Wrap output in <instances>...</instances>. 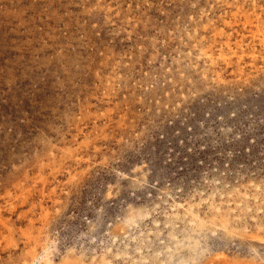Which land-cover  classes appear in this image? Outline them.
I'll list each match as a JSON object with an SVG mask.
<instances>
[{"label":"rangeland","instance_id":"obj_1","mask_svg":"<svg viewBox=\"0 0 264 264\" xmlns=\"http://www.w3.org/2000/svg\"><path fill=\"white\" fill-rule=\"evenodd\" d=\"M58 1L0 91L48 264H264V0Z\"/></svg>","mask_w":264,"mask_h":264},{"label":"bare ground","instance_id":"obj_2","mask_svg":"<svg viewBox=\"0 0 264 264\" xmlns=\"http://www.w3.org/2000/svg\"><path fill=\"white\" fill-rule=\"evenodd\" d=\"M54 3H55L54 0H0V91L3 89L2 88L3 85L5 84L9 85L14 81L13 71H14L15 63L19 60L20 56H22L25 50V46H27L30 42L29 40L26 39V37L30 36L32 38L33 36H35L36 33L43 32V28L37 25V14H38V18L41 20L42 26H44L46 29L51 27L50 23L42 20V15L40 11L43 9V6L45 7L53 6ZM58 4L60 8H62L63 0H59ZM57 8L59 7L57 6ZM61 19H62V16H60V20ZM60 54H61V51H60ZM135 55H137V53ZM7 127L9 126L4 125L3 122L0 121V139L2 138L1 136L3 135L7 139L10 138L14 134L15 130H17V125L13 123H11V126H10L12 131H8ZM23 139L24 138L22 137L21 140ZM39 141L46 148L45 156L52 157L54 155V151L57 150V147L53 145L52 142L46 139L45 137H40ZM20 148L22 152H28L30 154L32 152L31 144L27 143V141L25 145H23L22 143ZM17 151L13 149L8 150L7 152L8 161L10 162L11 169L10 171L8 170V172H6L7 178L5 181H2V179L0 178V264H36L38 263V260L39 262L44 260L45 262L44 264H48V259L50 258L52 254L53 240L52 239L49 240L47 236V228L49 225V221L47 218L48 214H45L47 210V207H45V204L47 202V196L45 195L47 183L45 184V179H44L42 188H40L41 191H39L40 196H39L38 205L40 206L42 213L40 217L39 231L37 232L38 234L36 235V230H37L36 216L37 215H36L35 190H38V189L35 188L34 183L36 180L34 181V178H33L35 176L34 167L36 166L40 169V171H43L45 166L42 163L41 159L38 162H36V164H34V162H31L29 155H23L20 157L19 156L20 153L17 154ZM52 163H54V161ZM74 163L77 165H80L81 160L78 158H75ZM56 170H59V169H56ZM38 174H41V173H38ZM38 247L41 248V252L43 254V255L41 254L42 256H40V252L37 251Z\"/></svg>","mask_w":264,"mask_h":264}]
</instances>
